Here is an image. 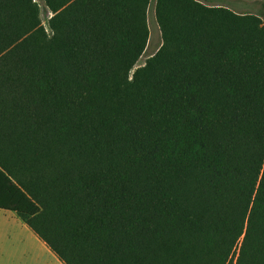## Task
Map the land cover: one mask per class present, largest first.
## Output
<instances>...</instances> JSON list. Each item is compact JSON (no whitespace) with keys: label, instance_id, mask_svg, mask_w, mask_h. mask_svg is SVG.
<instances>
[{"label":"trees","instance_id":"16d2710c","mask_svg":"<svg viewBox=\"0 0 264 264\" xmlns=\"http://www.w3.org/2000/svg\"><path fill=\"white\" fill-rule=\"evenodd\" d=\"M0 0V210L63 264H264V27L195 0Z\"/></svg>","mask_w":264,"mask_h":264},{"label":"rangeland","instance_id":"374dc122","mask_svg":"<svg viewBox=\"0 0 264 264\" xmlns=\"http://www.w3.org/2000/svg\"><path fill=\"white\" fill-rule=\"evenodd\" d=\"M207 8L222 7L238 16L257 17L264 27V0H195ZM38 12V21L43 28L47 40L54 36L50 27V21L53 13L49 10L45 0H32ZM145 27L147 30V40L143 53L129 72V81L133 82L136 71L144 69L147 62L151 60L163 47V38L156 17V0H149L145 12ZM12 212L0 211V264L2 256H10V262L26 259L25 264H30V256L38 254V250L31 246L30 243L21 238L22 221ZM17 264V263H16ZM54 264V263H53Z\"/></svg>","mask_w":264,"mask_h":264},{"label":"crops","instance_id":"0c3cea01","mask_svg":"<svg viewBox=\"0 0 264 264\" xmlns=\"http://www.w3.org/2000/svg\"><path fill=\"white\" fill-rule=\"evenodd\" d=\"M1 212H7L0 210ZM10 213V212H8ZM14 216L16 214L11 213ZM17 216V215H16ZM19 218V217H18ZM20 219V218H19ZM20 228L22 229V234L21 238L24 241H27L30 243L31 246L35 247L39 252L38 254H35L33 256H30V264H63L61 263L57 257L51 252V250L46 246L44 242H42L34 233L33 231L25 224L22 222V225H20ZM2 264H22L21 259L16 261L14 257L13 263L10 262L11 258L8 255L2 256ZM24 264L26 263V259H23Z\"/></svg>","mask_w":264,"mask_h":264}]
</instances>
